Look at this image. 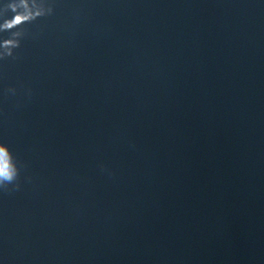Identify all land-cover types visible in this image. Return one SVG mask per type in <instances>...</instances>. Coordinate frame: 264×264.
<instances>
[{
  "label": "water",
  "instance_id": "water-1",
  "mask_svg": "<svg viewBox=\"0 0 264 264\" xmlns=\"http://www.w3.org/2000/svg\"><path fill=\"white\" fill-rule=\"evenodd\" d=\"M47 3L0 60V264H264V0Z\"/></svg>",
  "mask_w": 264,
  "mask_h": 264
},
{
  "label": "clouds",
  "instance_id": "clouds-1",
  "mask_svg": "<svg viewBox=\"0 0 264 264\" xmlns=\"http://www.w3.org/2000/svg\"><path fill=\"white\" fill-rule=\"evenodd\" d=\"M13 14L10 18L7 13ZM53 7L47 3V0H9L5 4L4 13H0L2 22H0V33L7 32L6 38L0 39V60L9 57L15 59V49L21 45V40L26 35L24 25L32 23L38 18L53 14ZM9 93L15 94L16 89L11 87L7 89ZM21 166L10 147L0 142V190L5 192L19 188V175Z\"/></svg>",
  "mask_w": 264,
  "mask_h": 264
}]
</instances>
